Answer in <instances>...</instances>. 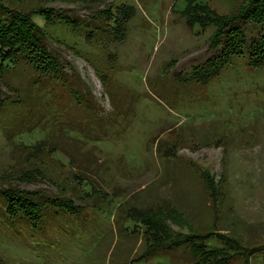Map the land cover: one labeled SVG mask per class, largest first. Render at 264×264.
Masks as SVG:
<instances>
[{"label": "rangeland", "instance_id": "1", "mask_svg": "<svg viewBox=\"0 0 264 264\" xmlns=\"http://www.w3.org/2000/svg\"><path fill=\"white\" fill-rule=\"evenodd\" d=\"M244 1L193 4L225 16ZM7 2L68 18V27L35 21L61 69L89 88L98 116L60 81L36 78L26 64L0 66V188L88 193L73 197L80 215L56 219L58 232L29 236L0 216V264H192L188 248L155 256L146 227L132 232L128 215L149 210L163 215L155 232L168 224L173 234L204 235L208 264H264L251 252L264 247V68L236 57L208 84L192 80L220 49L210 46L214 27L188 24V0ZM240 26L250 41L260 32ZM8 51L0 46V61Z\"/></svg>", "mask_w": 264, "mask_h": 264}, {"label": "trees", "instance_id": "2", "mask_svg": "<svg viewBox=\"0 0 264 264\" xmlns=\"http://www.w3.org/2000/svg\"><path fill=\"white\" fill-rule=\"evenodd\" d=\"M193 1L195 0H188L184 12L188 24L192 27L196 24H199L200 27H214L215 30L210 37V46L214 49H220V54L213 60H208L205 65L195 67L191 75L192 80L201 84H208L218 77L236 57L246 58L249 68H264V0H245L241 6L242 8L231 15L225 16H218L210 11L206 5H194ZM124 7L126 8V6ZM191 8L192 10H190ZM39 10L44 12L24 14L17 12L7 0H0V46L3 49H9L7 58L0 61V66H5L6 61L10 60L14 68L21 64L28 65L34 70L36 78L42 76L50 80L60 81L62 86L67 85L76 105L92 117H97L98 114L94 110V100L89 88L82 81H80L81 85L78 81H73L71 76H67V72L61 69L60 62L48 51L44 43L48 36L42 31V26L35 21V17L41 18L44 22L48 20L46 17H49L51 21L56 17L59 22L67 25V27L70 21L67 20L66 16L55 13L52 9ZM241 23L259 27L260 32L257 38L250 41L245 27L240 26ZM34 81H37L35 86L39 88L43 80ZM53 99L55 106L61 110L63 109V111L66 110L62 106L63 101L61 99L59 100L56 97H53ZM65 113L67 115L68 111H65ZM87 183L91 184L90 182ZM63 194L62 196L51 197L43 193H31L11 187H1L0 216L3 217V221L7 218L13 223L24 224L29 229L26 230L29 232V236L32 231L42 232L44 227L48 228V231L55 229L58 232L56 219L66 215L77 216L83 211L82 204L74 202L73 197L82 200L85 196H88V193L84 192L72 196L66 195L65 192ZM150 212L151 210L141 212L139 215L128 216L134 221L132 232L138 231L144 225L146 232L149 234V240L152 239L151 235L154 237V243L152 242L149 246L151 253L186 247L193 259L192 264H208L211 262L213 254L202 244L205 238L204 235L198 237L194 232L186 234L177 232L173 234L168 224L157 228L158 232H155L156 226L163 221V215L150 214ZM19 233L16 232V235ZM28 238L27 236V240ZM258 250L264 255L263 246L262 248L251 249V252L254 254Z\"/></svg>", "mask_w": 264, "mask_h": 264}]
</instances>
